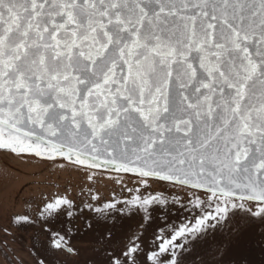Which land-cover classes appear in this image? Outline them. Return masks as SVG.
I'll use <instances>...</instances> for the list:
<instances>
[{
  "label": "water",
  "instance_id": "1",
  "mask_svg": "<svg viewBox=\"0 0 264 264\" xmlns=\"http://www.w3.org/2000/svg\"><path fill=\"white\" fill-rule=\"evenodd\" d=\"M0 149L264 205V0H0Z\"/></svg>",
  "mask_w": 264,
  "mask_h": 264
},
{
  "label": "rangeland",
  "instance_id": "2",
  "mask_svg": "<svg viewBox=\"0 0 264 264\" xmlns=\"http://www.w3.org/2000/svg\"><path fill=\"white\" fill-rule=\"evenodd\" d=\"M21 158L0 153V264H160L184 246L190 264H208L198 261L214 245L202 232L214 220L204 207L261 210L63 160ZM224 244L225 256L212 263L264 264V225Z\"/></svg>",
  "mask_w": 264,
  "mask_h": 264
},
{
  "label": "trees",
  "instance_id": "3",
  "mask_svg": "<svg viewBox=\"0 0 264 264\" xmlns=\"http://www.w3.org/2000/svg\"><path fill=\"white\" fill-rule=\"evenodd\" d=\"M259 206H261V210L252 213L251 211L241 210L235 207H222L220 209L208 206L204 207L206 217L213 218L214 220L210 226L202 228V232L208 238L213 237L214 245L210 246V253H205L198 261L208 264H229L228 261L226 263L221 261L219 263L212 262L215 255L225 256L228 248L225 247L224 243L227 242L229 243L228 246H230L243 233H248L249 229L254 228V225H264V205ZM250 226L252 227L250 228ZM190 250L189 247L184 246V248H179L172 253L165 254L166 260L160 264L193 263L194 261L189 258ZM239 260L242 264H257L254 259H252L253 263L249 260L246 261L243 257Z\"/></svg>",
  "mask_w": 264,
  "mask_h": 264
},
{
  "label": "flooded vegetation",
  "instance_id": "4",
  "mask_svg": "<svg viewBox=\"0 0 264 264\" xmlns=\"http://www.w3.org/2000/svg\"><path fill=\"white\" fill-rule=\"evenodd\" d=\"M0 153H3L4 155L10 157V158H14L16 160H22L21 158V155H17L16 154H13L11 153L10 151H7V150H3V149H0ZM61 248L65 251H67L63 246H61ZM68 253H70L71 251H67Z\"/></svg>",
  "mask_w": 264,
  "mask_h": 264
}]
</instances>
